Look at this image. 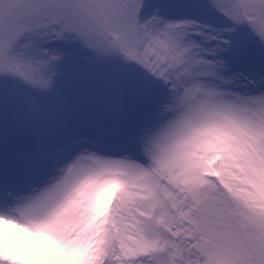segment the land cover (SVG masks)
<instances>
[{
  "label": "snow or ice",
  "instance_id": "6c2138e0",
  "mask_svg": "<svg viewBox=\"0 0 264 264\" xmlns=\"http://www.w3.org/2000/svg\"><path fill=\"white\" fill-rule=\"evenodd\" d=\"M0 264H264V0H0Z\"/></svg>",
  "mask_w": 264,
  "mask_h": 264
}]
</instances>
